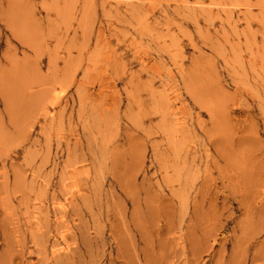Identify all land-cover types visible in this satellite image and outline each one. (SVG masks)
<instances>
[{"label": "rangeland", "instance_id": "obj_1", "mask_svg": "<svg viewBox=\"0 0 264 264\" xmlns=\"http://www.w3.org/2000/svg\"><path fill=\"white\" fill-rule=\"evenodd\" d=\"M0 264H264V0H0Z\"/></svg>", "mask_w": 264, "mask_h": 264}]
</instances>
